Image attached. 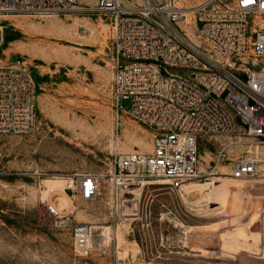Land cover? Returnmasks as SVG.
<instances>
[{
  "label": "rangeland",
  "instance_id": "rangeland-1",
  "mask_svg": "<svg viewBox=\"0 0 264 264\" xmlns=\"http://www.w3.org/2000/svg\"><path fill=\"white\" fill-rule=\"evenodd\" d=\"M96 2L76 0L58 13L0 12V65L20 58L36 87L33 129L0 133V264H76L77 223L96 227L88 257L100 264H264V141L202 138L201 170L234 141L208 175L233 191L217 183L209 198L184 191L204 180L173 190L161 178L110 175L116 154L149 153L153 135L126 109L116 113L111 18ZM239 157L256 159L258 172L235 182L228 174ZM82 173L100 177L92 199L77 189Z\"/></svg>",
  "mask_w": 264,
  "mask_h": 264
},
{
  "label": "built area",
  "instance_id": "built-area-1",
  "mask_svg": "<svg viewBox=\"0 0 264 264\" xmlns=\"http://www.w3.org/2000/svg\"><path fill=\"white\" fill-rule=\"evenodd\" d=\"M75 1L0 0V12H66ZM179 3L96 2V9L111 18L116 113L126 109L153 135L149 153L116 154L110 175L161 178L173 190L213 175L226 147L234 143L223 145L213 167L201 170L197 146L202 138L264 141V0H200L190 7ZM35 106L36 87L23 61L16 58L0 65V133H29ZM257 170L256 159L239 157L228 175L245 180ZM99 184V175L91 173L76 180L82 199L95 197ZM94 231L88 223L72 227L76 264H100L88 257Z\"/></svg>",
  "mask_w": 264,
  "mask_h": 264
},
{
  "label": "bare ground",
  "instance_id": "bare-ground-1",
  "mask_svg": "<svg viewBox=\"0 0 264 264\" xmlns=\"http://www.w3.org/2000/svg\"><path fill=\"white\" fill-rule=\"evenodd\" d=\"M213 178L214 177H212V178L208 177V178L204 179V181L202 180L203 182L197 181V182H201V183L192 184V185L189 184V185L186 186V188H184L185 189L184 191H187V192H198L203 197L209 198L208 196H209V193H210L209 191L211 190V187H215L216 188V186L218 185L217 183H219V185L217 187H221L222 189H225L226 191L227 190L228 191H233L232 190V187H234L233 185H230L229 183L220 182V181L217 182ZM234 181L238 182L240 180H235L234 179ZM234 191H236V193L238 195L239 192H242L244 190L236 188V189H234ZM203 197H202V199H204ZM222 203H224L223 205H227V202H222ZM94 228H96V227H94ZM119 230H120V228H119ZM116 231H117V229H116ZM109 232L110 231H108V230L105 231V229H104L103 235L105 236V243L108 242L109 239H110V233ZM119 232L120 231H117V235H118L119 238H121ZM122 243H123V241H122Z\"/></svg>",
  "mask_w": 264,
  "mask_h": 264
}]
</instances>
